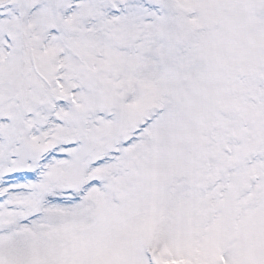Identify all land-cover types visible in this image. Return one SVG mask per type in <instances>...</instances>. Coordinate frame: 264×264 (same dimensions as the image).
Instances as JSON below:
<instances>
[{
	"label": "snow or ice",
	"instance_id": "obj_1",
	"mask_svg": "<svg viewBox=\"0 0 264 264\" xmlns=\"http://www.w3.org/2000/svg\"><path fill=\"white\" fill-rule=\"evenodd\" d=\"M0 264H264V0H0Z\"/></svg>",
	"mask_w": 264,
	"mask_h": 264
}]
</instances>
